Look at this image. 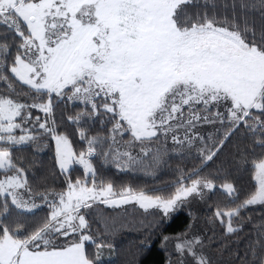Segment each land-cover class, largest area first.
Masks as SVG:
<instances>
[{
    "label": "snow or ice",
    "instance_id": "obj_1",
    "mask_svg": "<svg viewBox=\"0 0 264 264\" xmlns=\"http://www.w3.org/2000/svg\"><path fill=\"white\" fill-rule=\"evenodd\" d=\"M27 148H54L50 166ZM173 154L193 166L159 189L103 175L155 176ZM133 202L151 219L106 211ZM256 205L264 0H0V264H121L108 238L130 223L144 235L122 264L157 240L162 264H264Z\"/></svg>",
    "mask_w": 264,
    "mask_h": 264
},
{
    "label": "trees",
    "instance_id": "obj_2",
    "mask_svg": "<svg viewBox=\"0 0 264 264\" xmlns=\"http://www.w3.org/2000/svg\"><path fill=\"white\" fill-rule=\"evenodd\" d=\"M35 114V113H34ZM43 115V113H39ZM19 134V130H17ZM80 145L77 144L76 148L79 150ZM25 154L29 157H35L37 163H43L45 167L50 166L51 157L54 155L53 150L47 148H42L38 151H33L31 148L25 149ZM193 161L191 159L182 160L175 154L173 158L166 164L164 167L160 168L155 176L145 175L143 172H131L128 170L118 172L114 166H106L103 170V175L107 178H111L119 186L122 183H129L136 188H146V189H159L165 184H171L177 178L178 173L175 169L178 166L192 167ZM78 171L82 173V169L79 166H76ZM76 175V172L73 173ZM249 177L247 174L244 175L243 180L240 184H245ZM238 184V186H240ZM171 190V189H168ZM224 197L220 195L219 192L212 195L211 199L208 201L209 204L214 205L217 200H223ZM106 211L110 215L114 216H124L127 219L139 221L141 219L147 221L151 219V216H148L143 209H140L138 205H135L134 202L128 205H121L114 208H107ZM262 213H264V208L259 205L250 206L247 212H244L245 216L251 215L253 217V223H259L261 220ZM212 213L207 210V205L202 208L200 212V217L211 215ZM188 222V217L184 210L178 211L174 214V218L169 222L165 231L168 233L179 232L183 229L184 225ZM201 230L205 231V234L208 236L212 235L211 226L203 222V219L200 221ZM252 225L248 224L245 226V232H247ZM217 235H219V225L217 224ZM144 232L140 228L139 224H129L128 227L123 228L116 233L114 237H109L108 239L113 242L120 253L118 259L122 262L125 259V253L129 249H133L135 245L139 244L140 240L143 238ZM164 252L159 249V241L157 240L153 245L151 250L147 253V261H142V264H149V261L157 262V264H162L164 259Z\"/></svg>",
    "mask_w": 264,
    "mask_h": 264
},
{
    "label": "rangeland",
    "instance_id": "obj_3",
    "mask_svg": "<svg viewBox=\"0 0 264 264\" xmlns=\"http://www.w3.org/2000/svg\"><path fill=\"white\" fill-rule=\"evenodd\" d=\"M169 143H171V142L169 141ZM135 151H138V148H137ZM205 206H206V205H203V204H201V205H195V208H196L197 213H198L199 216H200V212H201L202 208H204ZM197 228H198L199 230H201L200 222L197 224Z\"/></svg>",
    "mask_w": 264,
    "mask_h": 264
}]
</instances>
